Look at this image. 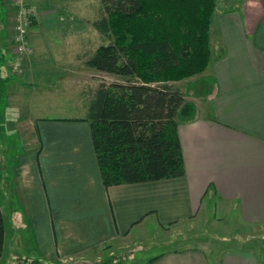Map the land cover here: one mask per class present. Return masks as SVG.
Wrapping results in <instances>:
<instances>
[{
  "label": "crops",
  "instance_id": "crops-1",
  "mask_svg": "<svg viewBox=\"0 0 264 264\" xmlns=\"http://www.w3.org/2000/svg\"><path fill=\"white\" fill-rule=\"evenodd\" d=\"M0 9L3 53L10 50L15 5L0 0ZM209 53L208 66L190 84L191 96L179 89L195 108L191 120L177 124L184 169L179 178L105 188L88 122L25 124L23 133L39 147L37 156L16 166L27 220L18 217L30 230L29 239L23 232L22 238L32 247L10 258L5 229L0 264H83L100 260L94 253L105 248L109 256L127 255L128 263L154 237L172 240L175 227L206 219L210 207L235 213L243 226L264 225V0L215 7ZM31 65V59L19 63L21 76L9 84L31 86ZM150 259V264H264L258 250L237 247L217 257L203 247L173 248L144 264Z\"/></svg>",
  "mask_w": 264,
  "mask_h": 264
},
{
  "label": "trees",
  "instance_id": "trees-1",
  "mask_svg": "<svg viewBox=\"0 0 264 264\" xmlns=\"http://www.w3.org/2000/svg\"><path fill=\"white\" fill-rule=\"evenodd\" d=\"M101 6L92 25L109 43L85 64L125 81L100 84L82 120L89 123L101 183L108 188L179 178L184 169L177 124L191 120L195 108L171 84L208 66L215 0H101ZM2 14L0 9V22ZM5 61L0 52V103L14 81ZM4 235L0 208V259Z\"/></svg>",
  "mask_w": 264,
  "mask_h": 264
},
{
  "label": "rangeland",
  "instance_id": "rangeland-1",
  "mask_svg": "<svg viewBox=\"0 0 264 264\" xmlns=\"http://www.w3.org/2000/svg\"><path fill=\"white\" fill-rule=\"evenodd\" d=\"M26 1L24 4L30 10L26 18L30 53L15 54L11 51L12 45L10 50L3 51L5 67L15 79L21 76L19 63L24 59H31L33 73L29 78L31 86H21L16 82L9 84L8 94L0 103V208L10 258L13 254L23 255L25 246L32 247L22 238L23 232V237L29 239L30 230L21 223V216L27 220V215L22 206L16 166L23 162L22 158L27 160L29 156H37L39 147L28 134L23 133L25 124L83 122L93 93L100 84L125 82L121 77L98 72L85 64L99 46L109 43L92 25L101 16V0H32L30 4ZM236 1L215 0V7L219 11L228 10ZM10 28L12 30V26ZM15 62L17 68L13 66ZM196 77L171 85L186 89V95L190 97L195 89L190 84L197 81ZM209 210L206 219L175 227L171 232L174 234L172 240L166 241L162 237L158 241L154 237L150 244L137 249L128 263L127 255L109 256L105 248L103 252L94 253V256H101L100 260L83 264H144L147 258L161 252L184 247H203L215 252V257L219 256L220 250L230 247L252 248L264 257V225L243 226L236 220L235 213L215 212L212 207ZM8 264L16 263L9 261Z\"/></svg>",
  "mask_w": 264,
  "mask_h": 264
},
{
  "label": "built area",
  "instance_id": "built-area-1",
  "mask_svg": "<svg viewBox=\"0 0 264 264\" xmlns=\"http://www.w3.org/2000/svg\"><path fill=\"white\" fill-rule=\"evenodd\" d=\"M15 4V16L13 18L11 51L18 55H28L30 53V45L27 40V15L30 10L24 4V0H11ZM70 1V0H67ZM17 68V63L13 65Z\"/></svg>",
  "mask_w": 264,
  "mask_h": 264
}]
</instances>
